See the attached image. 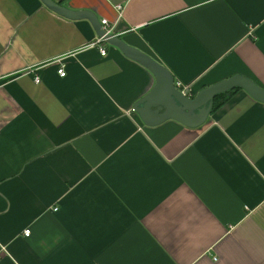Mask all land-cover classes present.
<instances>
[{
    "label": "crops",
    "instance_id": "crops-1",
    "mask_svg": "<svg viewBox=\"0 0 264 264\" xmlns=\"http://www.w3.org/2000/svg\"><path fill=\"white\" fill-rule=\"evenodd\" d=\"M54 1L191 97L234 74L264 88V0ZM96 37L0 0V264H264V103L239 88L199 127L144 125L130 110L154 77Z\"/></svg>",
    "mask_w": 264,
    "mask_h": 264
},
{
    "label": "water",
    "instance_id": "water-1",
    "mask_svg": "<svg viewBox=\"0 0 264 264\" xmlns=\"http://www.w3.org/2000/svg\"><path fill=\"white\" fill-rule=\"evenodd\" d=\"M53 12L69 19H88L98 37L106 43L117 47L127 57L137 61L150 71L154 77L151 89L133 107L132 112L144 125H154L166 119H174L188 127L203 125L209 115L212 102L217 94L233 88L244 90L250 97L264 103V88L250 78L234 74L209 86L200 89L193 97L188 96L174 84L171 73L160 62L147 53L126 44L120 37L107 33L96 16L88 10H71L54 0H40Z\"/></svg>",
    "mask_w": 264,
    "mask_h": 264
},
{
    "label": "built area",
    "instance_id": "built-area-1",
    "mask_svg": "<svg viewBox=\"0 0 264 264\" xmlns=\"http://www.w3.org/2000/svg\"><path fill=\"white\" fill-rule=\"evenodd\" d=\"M116 8H117V10H118V16H120V15H121L122 5H121V4H117V5H116ZM100 23H101L103 29H104L107 33H111V34H113V26L110 25V22H109L107 19H102V20L100 21ZM91 44H92L93 46H96V47H97V49H98L100 55H102V56L106 55V53H107V50H106L107 43L105 42V40H103L102 37H96L95 40H94V42H92ZM57 72H58V74H59L60 76H64V75H65V72H64V70H63V67L58 68ZM39 81H40V80H39V77H38V76H35V77H34V82L38 83ZM175 86H176L177 88H179L182 92H183L184 90H186V93H187L188 96L191 95V94H190V91H191L190 86H185V85H183L181 82H176ZM130 113H132L131 110H130ZM29 233H30V230H29V229H25V230L23 231V234L26 235V236H28Z\"/></svg>",
    "mask_w": 264,
    "mask_h": 264
},
{
    "label": "trees",
    "instance_id": "trees-1",
    "mask_svg": "<svg viewBox=\"0 0 264 264\" xmlns=\"http://www.w3.org/2000/svg\"><path fill=\"white\" fill-rule=\"evenodd\" d=\"M235 89H239V88H233L232 90L218 94L215 98L213 109H215L217 106H220L223 102H225L228 99L229 94H231V92H233Z\"/></svg>",
    "mask_w": 264,
    "mask_h": 264
}]
</instances>
